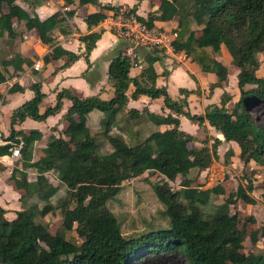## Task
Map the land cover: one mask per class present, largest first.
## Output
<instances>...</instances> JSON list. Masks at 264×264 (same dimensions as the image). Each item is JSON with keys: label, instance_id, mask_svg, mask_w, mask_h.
I'll return each instance as SVG.
<instances>
[{"label": "trees", "instance_id": "obj_1", "mask_svg": "<svg viewBox=\"0 0 264 264\" xmlns=\"http://www.w3.org/2000/svg\"><path fill=\"white\" fill-rule=\"evenodd\" d=\"M1 2L0 35L5 32L13 36L11 18L22 20L25 28L32 29L50 47L42 55L43 63L62 58L58 67L70 64L80 55L88 65V53L102 32L101 28L91 27L105 17L103 9L117 8L98 0H77L78 4L92 3L98 9L83 17L89 30L78 35L81 50L74 52L56 43L54 30L64 31L60 12L40 18L14 1L2 11ZM134 6L130 7L133 12ZM72 12L73 9L68 10L67 15ZM173 17L176 28L169 42L171 47L183 51L202 71L214 74L215 79L206 84L207 96L214 87L223 88L227 82V66L216 57L224 48L229 62L236 66V97L228 104L231 95L222 90L219 100L208 103L204 113L189 112L183 108L186 96L198 92V87L179 86L182 98L173 99L165 84L155 83L157 77L165 79L168 73L165 67L159 72L153 67V62L163 57L162 50L155 46L144 50L141 45L134 52L142 57L143 65L134 76L128 73L130 58L123 49L109 59L107 78L112 91L108 98L100 97L99 92L78 95L62 87L56 91L54 103L40 111L38 104L44 93L38 84L29 83L32 94L12 109L11 124L26 116L43 120L60 110L64 97L70 103L61 116L62 126L47 135L36 157L34 141L41 137L37 128L11 127L3 136L0 155L10 154L11 147L18 143L20 146L8 176L18 193L17 206H0V264H130L143 253L168 249L179 251L189 264H264V249L243 250L241 245L246 234L245 222L253 217L242 218L220 203H210L218 186L202 188L203 181L199 179V172L217 156V145L222 141L228 143L227 151H231V145L237 147V157L243 163L264 164V139L259 141L263 130L247 110L253 101L264 104V75L258 74L259 55L264 53V0H156V7L145 16L135 13V18L147 28L153 27L154 20ZM23 62L30 61L22 59L19 53L3 58L0 81L4 80L1 67L11 64L15 72L22 69ZM130 84L133 88L127 94ZM22 88L13 83L8 91ZM140 94L161 97V108L171 112L153 113L145 106L140 110H122L128 96L136 98ZM93 109L104 113L107 130L116 125L123 133L107 132V149L101 148V140L86 122ZM179 115L198 124L206 120L220 137L213 136L209 145L206 137L198 140L179 127ZM161 124L165 125L162 129L156 127ZM3 168L0 162V170ZM193 169L195 173L189 175ZM49 171L58 183L49 180ZM144 173L143 178L165 206L169 225L125 237L106 201L117 193L122 181ZM177 176L178 186L172 187L170 182ZM244 180L223 201L230 204L239 198L252 202L247 192L252 188L251 179L245 176ZM59 184L65 191L57 204L56 226L51 230L43 216L54 211L56 206L50 198ZM261 200L264 204V190ZM70 231H74L78 241L67 236ZM258 232L264 235V224L248 232L252 243Z\"/></svg>", "mask_w": 264, "mask_h": 264}, {"label": "crops", "instance_id": "obj_2", "mask_svg": "<svg viewBox=\"0 0 264 264\" xmlns=\"http://www.w3.org/2000/svg\"><path fill=\"white\" fill-rule=\"evenodd\" d=\"M11 1H14L18 5L22 6L30 13L32 12L36 13L40 18L46 17L55 11L60 12L59 16H62L64 18V22H63L64 31H59L58 29L54 30L56 43L74 52L81 50L78 42V35L86 33L89 30L86 27L83 17L85 16V14L98 9V7L92 3L78 4L77 0H2L1 2L2 11H6L7 3ZM98 1L101 3L107 2L116 5L117 7L119 5L131 7L133 4H135L134 12L141 16H145L146 10L154 9L156 7V2L155 5H151L150 7L147 6L148 0H98ZM70 9H73V12L71 15L68 16L67 11ZM103 12L105 13V17L97 25L91 27V29L101 28L102 32L100 36L96 39L94 46L90 49L88 53L89 64L87 65L85 63V59L83 58V56L80 55L70 64L63 67H58V65L63 61L62 58L51 59L43 63L42 55L47 53L50 47L47 44L42 43L32 29L25 28L22 20L17 21L14 17L11 18L12 25L14 28V34L13 36H7L6 33L3 32L0 35V50H6V49L10 50L7 51L4 57L5 59L10 58L14 53H19L22 59H28L30 62H23L21 64L22 69L15 72H13V67L11 64L6 65L4 68L1 67V70L4 74V80L0 81V143L5 142L3 136H5L9 132L11 127L15 130L18 129L26 130L29 128H37L41 132V137L38 140L34 141V147H35L34 157H36L39 152L38 148L42 147L45 144L47 135L49 133L57 132V130L62 126L61 116L70 103V100L65 97L62 98L61 100L60 110L53 114L47 115L43 120H36L26 116L21 121H16L12 124L10 123V114L12 109L17 105H19L20 103H22L24 100L28 99L32 94L31 89L28 87L29 83L34 82L38 84L40 90L44 93L41 98V101L38 104V109L40 111H42L46 105H52L54 103L55 93L57 90H59L62 87H67L73 93L78 95H88L96 92H99V95L102 98H108L111 95L112 87L110 81L107 78L108 62L109 59L118 52L117 49L119 48L120 50L124 49L125 45H127V42L122 37L117 35L112 29L113 22L115 19L114 10L103 9ZM175 28H176L175 17L166 21H162V20L153 21L154 32L157 34L159 33L164 34L165 36L170 38V40L175 35L174 32ZM6 39H11V44L9 45V47H5V49H1L6 45V43L4 42ZM144 48H145L144 50H146L148 46ZM144 50L142 48H139V51L141 53H144ZM224 51L225 49L221 48L219 54L221 55L222 52ZM225 53L227 55L228 62H224L221 59L220 60L224 64H226V66H228V64H230L229 55L227 54L226 51ZM164 55L166 56L165 58L161 57L159 60L153 62V67L156 72H159L161 70V68H159L161 63L165 65L167 61L171 59L177 61L178 62L177 64H181L182 66H184L183 68L185 72L188 69L189 72H191L196 77H201L200 81H198L197 79L196 80L198 81V83L203 82V84H205V87L208 81H212L215 79L213 73L202 71L199 65L196 62L192 61L189 56H186L183 51H175V50L168 51ZM139 57H140L141 66H130L128 71L130 76L136 75L143 65V59L141 56ZM216 57L219 58L218 55H216ZM35 61H38V63L41 64L40 67H38L37 69L33 68V63ZM176 65L173 64L172 65L169 64V66L165 65L166 69L168 70L167 76L165 79H162L160 76L157 77L155 80L156 85L165 84L167 86V80L172 71L171 69ZM46 67H48V71L40 73L42 69ZM187 82H189L188 83L189 85L182 84V85H177V87L182 86L190 89L191 88L190 83L192 84L193 81L190 80V78H188ZM13 83H17L20 86H22L23 87L22 90H15L11 92L8 91L9 86H11ZM235 86H236V82H235ZM201 87H204V85L203 86L201 85ZM132 88L133 86L130 84L128 89L126 90V93L129 94ZM215 88H221V87L218 86L214 87L212 89V93L210 96H207L205 92L206 98L204 99L206 103L217 102L219 100V99H214V95L216 91ZM235 93L237 94V88L235 89V91L230 93V95ZM179 96L182 97V94ZM192 99H194V94L189 93L186 96V101H191ZM144 106L148 111L153 113L161 114L168 111L171 112L167 108L164 109L161 108L162 106L161 97L151 98L145 94H140L136 98H132L128 96V99L122 110H126L127 108H131V107L140 110ZM159 108H161V111L156 112V110H159ZM93 110L99 111L93 117L92 120L97 124L96 126H98L99 123H102L104 121V115L103 112L98 109H93ZM90 112H88V114ZM121 113L122 111L119 112L118 115H120ZM178 117H179V127L186 130V128L182 125L183 123L186 122L185 117H183V115H179ZM205 121L206 120H204L202 123H204L205 127H207V125L209 124L207 121L206 122ZM86 122L88 123L87 118H86ZM88 125L90 127L89 123ZM150 126L151 128L155 127L153 125ZM164 126L165 125L161 124L156 127L162 129ZM110 127L114 128L115 130L117 128L120 131L119 127H117L116 125ZM95 128H96L95 131H97L98 127ZM186 131L192 133L190 130H186ZM215 136L220 137L219 132ZM17 158L18 156H14L11 154L0 155V162L4 164V168L0 170V174L7 172L9 167L11 169L13 162ZM8 176H5L4 179H9ZM14 191L17 194L14 202L12 201L11 205L5 208L12 209L17 206L18 193L16 192L15 189Z\"/></svg>", "mask_w": 264, "mask_h": 264}, {"label": "rangeland", "instance_id": "obj_3", "mask_svg": "<svg viewBox=\"0 0 264 264\" xmlns=\"http://www.w3.org/2000/svg\"><path fill=\"white\" fill-rule=\"evenodd\" d=\"M155 1L148 0L147 6L155 5ZM148 10L145 11V14ZM153 29V27H152ZM154 30V29H153ZM108 32V31H107ZM161 38H168L165 36H160ZM167 40H170L168 38ZM6 45L1 49H5V47H9L11 44V39H6L4 41ZM159 46H157V45ZM161 43H155V47L159 48ZM154 46V45H153ZM160 49V48H159ZM162 50V49H161ZM8 49L0 50V60L5 57ZM120 51V48L117 49ZM163 54H165L162 51ZM260 65L258 69V74L264 75V53L260 54ZM166 56L163 55L162 58ZM219 59L224 62H228L227 55L224 52L222 54H218ZM165 60V59H164ZM169 62V63H168ZM178 62L175 60L169 59L166 66L169 64L176 65ZM230 63V62H229ZM163 63L160 64L159 68L165 67ZM184 66L181 64H177L175 67H172V71L167 80L166 90L168 94L173 99H181L182 97L180 92H178L177 85L186 84L188 78L193 81L191 88L198 87V92L193 93L194 99L191 101H186L183 105L184 109H187L189 112L194 113H204L206 108L205 92L206 87L203 82L198 83L201 77H196L187 69L184 71ZM48 71V67L42 69L40 73ZM236 66L233 64H228L227 66V84L223 88H215L214 99H219L220 93L222 90H225L228 94L235 91L236 86ZM38 74V73H37ZM189 75V76H188ZM198 81H197V80ZM162 83V82H161ZM204 87H201V85ZM220 89V90H219ZM203 97V98H202ZM236 97V93L231 95V99L228 101L230 104L233 99ZM248 112L251 114L255 123L262 128V135L259 136V141L264 139V104L260 101H253L248 105ZM156 110V112H160ZM96 110H92L88 116L87 121L90 124L91 132L94 133L97 138L101 140V148L107 149L109 147L107 141H105V134L107 132L110 133H121L117 128H109L107 130V124L105 121L99 123L98 126L95 122H93V117L97 114ZM104 115V113H103ZM185 117V116H183ZM186 119V122L182 125L186 128V130H190L193 134L196 135L198 140L202 138H207L208 145L210 144L212 137L218 134L213 127L207 125L205 127L204 123L198 124L194 119ZM101 121V119H100ZM206 122V121H205ZM93 125V126H92ZM98 127V130L95 131V127ZM111 129V130H110ZM123 135V133H121ZM126 140L127 138L124 137ZM197 144H200V141H196ZM228 144L222 141L217 145V156L214 157L209 166L199 172V179L203 181L201 185L202 188L208 187L213 184H217L216 193H212L210 196V203L218 204L229 210L236 211L240 217L244 218L247 215L253 217L252 221L245 222V238L243 239L241 245L243 250H261L264 249V235H261L259 232L256 235V241L252 243L248 238V232L254 228H258L262 224H264V204L261 200V192L264 190V164L249 161L248 163H243L236 154L237 147L235 145H231V151L226 150ZM37 154V151H36ZM10 167L7 172L0 174V206L7 207L10 206L12 201L14 202L17 194L15 193L12 181L10 179H4L5 176L9 175ZM195 173V169H193L189 175H193ZM145 175H139L130 177L120 183L119 189L117 193L109 198L106 201V206L108 209L115 215L116 220L118 221L120 232L123 236H135L144 232L148 229H156L160 227H167L169 225V218L164 212V204H162L157 197L155 196L151 186L148 182L143 178ZM248 176L251 179L252 188L248 190L249 196L253 199L252 202H246L241 199H236L233 203L227 204L223 201V197H225L229 192L233 191L238 183L244 184V177ZM48 178L54 183H58L56 176L53 172H48ZM179 177L177 176L174 180L170 182L172 187L178 186ZM65 191V187L62 184H59L58 190L51 196V201L56 206L53 212H49L43 216L45 220H47L50 224V229L52 230L56 223L54 219L58 215V207L57 204L60 201ZM68 237L73 239H77L74 231H70L67 233ZM130 264H189V261L185 259L179 251L175 249H168L156 252H146L141 256L136 257Z\"/></svg>", "mask_w": 264, "mask_h": 264}, {"label": "built area", "instance_id": "obj_4", "mask_svg": "<svg viewBox=\"0 0 264 264\" xmlns=\"http://www.w3.org/2000/svg\"><path fill=\"white\" fill-rule=\"evenodd\" d=\"M114 16L115 19L112 29L127 42V46H125L123 50L130 58V66H141L140 57L136 56L134 52V48L138 45L150 47L153 45L156 46L157 44L155 45V43H161L159 48L162 49L164 53L174 50L169 43L170 40H167L168 38L163 39L160 37L165 36L164 34H157L152 27L147 28L144 24L140 23L135 18V12L131 11L130 7L119 5L116 10H114ZM40 65L38 61H35L33 63V68L37 69ZM19 146V143L12 146L10 154L18 156Z\"/></svg>", "mask_w": 264, "mask_h": 264}, {"label": "water", "instance_id": "obj_5", "mask_svg": "<svg viewBox=\"0 0 264 264\" xmlns=\"http://www.w3.org/2000/svg\"><path fill=\"white\" fill-rule=\"evenodd\" d=\"M125 46H127V45H125Z\"/></svg>", "mask_w": 264, "mask_h": 264}]
</instances>
